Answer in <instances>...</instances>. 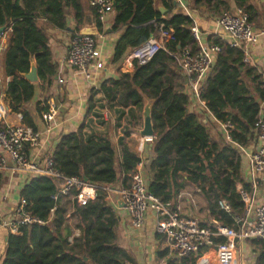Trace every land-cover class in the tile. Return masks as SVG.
<instances>
[{"label": "trees", "instance_id": "obj_1", "mask_svg": "<svg viewBox=\"0 0 264 264\" xmlns=\"http://www.w3.org/2000/svg\"><path fill=\"white\" fill-rule=\"evenodd\" d=\"M113 1L116 5L111 30L119 35L113 49V65H121L134 50L152 37L156 38L161 24L172 38L166 44V51L160 50L150 61H134L133 73L119 72L93 90L85 121L75 130L62 134L52 151L50 157L60 172L67 177L87 178L97 187L96 199L79 207L74 199L76 193L58 196L52 179L28 180L20 191V199L27 202L29 212L39 220L52 219L45 226H23L19 235L9 233L2 264L133 263L129 252L117 245L119 221L106 188L118 181L128 187L142 159L126 144L119 157L110 139L87 138L86 121L95 109L98 93L123 109L141 107L146 100L153 102L155 138L145 162L150 174L147 178L149 192L164 202H171L186 186L197 187L206 194L211 216L223 227L237 228L235 219L244 215L245 205L237 188L242 184L246 191H251L241 179L244 156L225 137V140L213 137L198 115L190 113L191 97L187 94L185 76L174 58L185 49L191 48L193 52L198 49L192 33L193 17L182 10L173 14L179 7V4L174 7L176 0H160L169 10L168 14L160 12L155 0ZM184 1L194 14L218 18L241 9L249 15L250 24L257 15L252 0ZM68 18L74 19L77 27L91 22L103 31L90 0H0V29H11L5 62L6 74L11 78L7 91L10 109L22 113L24 124L34 130H37L36 125L26 107L35 101L39 86H51L58 72L49 31L66 30ZM210 42L220 43V40L214 37L208 39ZM222 48L202 99L219 121L233 123L232 140L248 146L264 103V77L257 68L245 63L242 50L228 45ZM32 60L37 65L39 83H31L23 77L30 72ZM42 103L45 107L40 109ZM47 109L46 100L37 103L36 111L41 119ZM2 185L0 175V188ZM221 200L230 204L231 213L220 209ZM74 230L78 236H73ZM225 241L220 238L217 242ZM260 245L264 251V243ZM160 255L165 258L167 253ZM167 264H196V260L185 257ZM257 264H264V252Z\"/></svg>", "mask_w": 264, "mask_h": 264}, {"label": "built area", "instance_id": "obj_2", "mask_svg": "<svg viewBox=\"0 0 264 264\" xmlns=\"http://www.w3.org/2000/svg\"><path fill=\"white\" fill-rule=\"evenodd\" d=\"M183 11L192 18V12L184 0H176ZM90 5L97 10L99 20L109 23L115 17L113 0H90ZM0 32V41L5 37ZM11 30V29H10ZM192 33L198 44V49L193 52L191 48L174 55L180 71L188 80L187 94L191 101L195 100L198 107L216 123L226 141L233 147L238 148L245 158L248 166L251 191H246L243 186L238 191L245 205L244 215L236 218L235 227H223L218 222L214 226H204L192 218H183L180 214V206L171 202H164L149 192L146 179L142 173L143 164L140 163L131 175L130 185L119 189L118 194L123 200L124 208L131 218V224L139 229L144 226L149 212L155 214L157 221L156 234L165 238L170 249L180 259L194 257L196 264H237V243L240 240L261 241L264 243V206L258 205L256 193L259 186L260 176H264V110L261 106L260 114L253 126V139L248 146H241L232 140L234 125L231 121L221 122L208 108L202 99L206 82L212 75L216 58L222 53V45L239 49L244 52L245 63L250 62V49L257 41L249 15L239 9L235 13L226 12L215 21L214 37L220 43L210 42L205 39L199 27L194 24ZM171 35L160 25L158 36L152 37L140 48L134 50L128 60L145 63L150 61L160 50L166 51V44L171 40ZM67 65L86 80L93 78L92 72L99 73L104 69L105 63L102 52L99 49L97 37L77 33L69 43L67 52ZM64 83V79L58 81ZM57 107L48 106L42 114V120L50 131L52 124L56 122ZM9 109L4 102H0V171L7 172V156L12 160L15 172L26 173L29 178L46 177L54 181L58 189V196H69L75 192L74 197L79 207L87 206L97 197V187L85 182L78 177H67L56 167L51 157L40 160L31 156V151L41 148V133L24 124L22 113H16L20 124L18 126H4L8 117ZM146 143H153L154 138L145 137ZM110 188V187H108ZM106 188L109 194L110 189ZM219 207L226 213H231L230 204L226 200L219 201ZM252 215L255 221H250ZM70 218V215H68ZM39 220L28 210V204L24 199L19 200L13 219L6 223L9 232L14 235L20 234L23 226L39 224L42 226L50 223ZM78 236V235H77ZM224 238V243H218ZM72 241V239H71Z\"/></svg>", "mask_w": 264, "mask_h": 264}, {"label": "crops", "instance_id": "obj_3", "mask_svg": "<svg viewBox=\"0 0 264 264\" xmlns=\"http://www.w3.org/2000/svg\"><path fill=\"white\" fill-rule=\"evenodd\" d=\"M251 2L257 9L256 18L251 23L252 29L257 36V41L250 49L249 65L257 68L264 77V0H252ZM155 5L159 10L162 8L167 10L160 0H155ZM176 5L177 3L174 4V7ZM180 10L182 9L179 6L174 10L173 14ZM168 13L169 10L165 12V14ZM192 17L206 40L214 38L215 21L217 18L201 13H192ZM67 23L68 27L64 31L58 29H51L49 31L53 58L58 64V72L53 80V84L51 86H39L35 101L26 107L32 115L37 131L42 136V147L31 151V156H36L41 161L51 156L62 134L75 130L85 121L88 101L93 90L98 89L100 84L108 78L116 77L119 72L131 74L134 71V64L128 58L118 66L111 63L113 49L119 37L118 34H113L111 22L102 23L103 31L101 32L98 30L96 23L87 22L77 27L72 18H68ZM86 28L97 29V42L105 63L104 69L101 72H92L93 78L90 80H86L82 75L72 70L66 61L71 39L75 34L80 33ZM10 38L11 30L9 29L6 31L5 37L0 41V102H4L9 109L8 117L5 119L3 125L18 126L20 122L18 121L17 114L10 109V100L7 94L11 78L6 74L5 62ZM60 79H64L63 84L58 82ZM45 100L46 106L54 105L58 111L56 122L52 124L50 131L36 111L37 103L44 102ZM152 105V101L146 100L141 107L123 109L117 107L115 103L108 102L102 94L98 93L95 96V109L87 119L85 129L87 138L97 139L106 137L110 139L114 143L119 157H121L122 146L124 144L128 145L142 159V173L146 179V183L150 174L145 168V162L150 157L152 143L143 141L145 137H142L140 132L144 128L146 110L149 107L152 109ZM261 106L264 110V103ZM44 107L45 105L42 103L40 109ZM189 111L198 115L201 123L208 126L213 137L220 140H222L221 138L224 139V134L219 126L216 123L214 124L209 116L198 107L195 100L191 101ZM6 158L9 171H0L3 180V185L0 188V264H2L6 253L7 238L10 233L9 228L5 224L13 219L15 210L19 205L20 191L30 180L26 173L15 172L12 174L10 169L14 167V164L8 156ZM241 179L244 184L250 187L248 166L245 158L241 165ZM259 181L256 200L258 205L264 206V176H260ZM120 183L121 181H118L108 188L111 190L108 194V200L114 207L119 221V240L117 245L129 252L133 259V263L131 264H167L171 260H178L179 258L170 249L165 238L156 234L155 226L157 218L154 213H148L143 227L136 229L132 226L131 218L124 208L122 198L118 194L119 189L123 187ZM239 186L243 185L238 184L237 188ZM197 198L199 199L196 201ZM200 201L204 208L198 206V202L200 204ZM206 201L208 202L199 188L192 189L191 186H186L176 200L172 202L180 206L181 217L195 218V220L204 226H214L218 221L211 216ZM200 210L203 213L202 217ZM253 216L250 221H255ZM219 224L221 225V223ZM74 235H78L76 230H74ZM260 243L261 241L253 240L238 241L236 263L257 264L258 258L264 252ZM164 252L167 253V256L162 258L160 254Z\"/></svg>", "mask_w": 264, "mask_h": 264}, {"label": "water", "instance_id": "obj_4", "mask_svg": "<svg viewBox=\"0 0 264 264\" xmlns=\"http://www.w3.org/2000/svg\"><path fill=\"white\" fill-rule=\"evenodd\" d=\"M176 4V2L174 3ZM115 2H114V7H115ZM167 10L165 9H160V12L162 14H165ZM6 30V28H1L0 32H4ZM80 34L82 35H93V36H97L98 35V31L97 29H83ZM23 77L28 80L31 83H38L39 82V76H38V69H37V65L35 63V61H31V70L28 74H24ZM188 83V80H185V84ZM151 111L152 109L149 107L146 110L145 113V121H144V128L143 130L140 132L142 137H149V138H155V131L153 128V122H152V115H151ZM85 182H88L87 178H84Z\"/></svg>", "mask_w": 264, "mask_h": 264}, {"label": "rangeland", "instance_id": "obj_5", "mask_svg": "<svg viewBox=\"0 0 264 264\" xmlns=\"http://www.w3.org/2000/svg\"><path fill=\"white\" fill-rule=\"evenodd\" d=\"M188 7H189V5H187ZM182 9V8H181ZM190 9V8H189ZM182 11H183V9H182ZM184 12V11H183ZM208 187V185H206V188ZM191 188L192 189H195L196 187H194V186H191ZM203 192V191H202ZM197 195V194H196ZM203 195H204V197H205V199L207 200V198H206V194L203 192ZM199 196V195H198ZM199 198H197L196 199V201L198 200ZM206 204H207V207H209L208 206V202L206 201ZM196 206H197V204H196ZM198 206L201 208V206H202V208H204L203 207V205H202V203H201V201H200V204H199V202H198ZM200 214H201V217L203 216V213L201 212V210H200ZM195 219V218H194Z\"/></svg>", "mask_w": 264, "mask_h": 264}]
</instances>
